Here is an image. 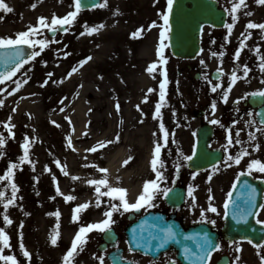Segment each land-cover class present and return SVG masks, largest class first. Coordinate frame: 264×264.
<instances>
[{
    "label": "rangeland",
    "instance_id": "obj_1",
    "mask_svg": "<svg viewBox=\"0 0 264 264\" xmlns=\"http://www.w3.org/2000/svg\"><path fill=\"white\" fill-rule=\"evenodd\" d=\"M219 1L229 13L227 24H234L231 35L227 27L221 30L205 28L202 34L203 50L194 60L175 59L171 54L168 38L164 41L166 63L160 61L158 49L161 26L164 25L162 15L167 13L168 0H107L106 7L80 11L75 22L68 26L69 31L55 38L58 42L51 43L41 56L26 64L12 80L0 84V99L5 101L0 107V133L7 141L6 146L0 148V176L6 173L10 163H20L19 158L23 155L21 145L25 138L30 139L29 158L32 161V164L24 162L15 170V183L19 191L16 194L15 204L7 210L13 221L10 226L3 221V204L6 199L11 198V182L0 180V191L6 193L5 199H0V227H4L11 237V247L5 249L4 254L15 255L19 264H26V257L20 248L21 233L25 248L27 237L30 243L44 244L48 252L51 238L57 232L59 233L57 243L60 247H67L70 244L67 227L58 225L60 221L56 223L45 215V212L50 213L51 210L45 209L44 201L53 195H49L47 190H44L41 183L43 175L49 174L52 182L58 180L63 183L66 175L63 174L61 167L56 165V160H59L61 165H66L67 172L70 169L78 170L85 160L105 168L108 157L115 153L118 141L122 139L128 143L121 145L125 150L132 144V147L134 145L136 148L135 152H140L143 135L153 128L154 120L160 121L159 118H154V114L157 103L161 102L160 85L164 81L165 72L168 83L164 89L165 102L161 112L169 137L161 155L167 179L161 184H169L175 166L187 161L184 156L193 154L196 130L202 123L207 122L215 127L213 146L225 149L227 129L230 128L231 123L226 122L227 115L236 107L239 110L237 115L239 121L237 127L231 128L233 145L229 146L228 150L235 155L243 146L248 148L251 155L245 157L242 162L251 159L264 161V132L257 131L258 128L264 127L259 126L257 122L249 126L246 118L250 121L255 120V111L242 105L247 98L240 99L239 103L236 102L240 97L246 95L248 97V94L264 89L262 82L264 71L259 72L260 66L255 67L264 53L255 52L252 55L249 51V41L252 37L264 41V30L247 28L249 21L264 23V14L256 18L252 15V9L263 5L258 4L256 0H245L247 6L241 7L238 13L232 14L230 9L237 0ZM9 7L13 11L8 23L13 28L7 33L0 31V37L15 38L17 33L38 25L40 17H46L50 22L54 16L62 18L74 10L73 5H35V7L9 5ZM27 11H32L31 13L35 15L33 19L26 20ZM233 15L238 16V19L234 21ZM85 23L89 28L100 25L103 27H98V31L89 35L85 31ZM48 31L43 29L42 35L35 38L46 37L51 41ZM138 31L139 35L133 36V33ZM81 33L85 34L81 35ZM241 42H244L246 47L237 61L234 54ZM65 52L70 55L65 56ZM213 53L217 55L214 56ZM89 56L92 59L80 66V62ZM154 64L156 67L149 72L148 69ZM244 64L251 69L246 79L243 73ZM73 67L78 68V71L69 77L68 73ZM220 67L223 68V75L215 81L211 78V74ZM233 70H238L240 79L233 87L228 102L225 103L222 99L223 89L213 93L212 85L208 80H211L212 84L223 83L227 88ZM49 73L52 74L50 78ZM197 73L200 76L195 79ZM25 79L28 83L19 91L13 92L16 88L15 81ZM44 81H47L46 85ZM149 89L153 91L150 92ZM9 92L13 94L9 95ZM145 97H147L146 102ZM213 101L217 105L215 111L211 107ZM117 104L120 106L119 111ZM199 110L205 111L202 118L197 117ZM9 117H11L10 123L15 125L12 130L15 133L14 138L5 126ZM214 119L219 120L224 127L211 123ZM53 121L56 123H52ZM78 129L81 130L80 137L69 145L68 137L72 140ZM237 131L240 132L239 139L243 142L242 145L235 144ZM161 132L163 134L162 130ZM250 132L255 133L256 140L249 141ZM108 141L111 143H107ZM102 142L106 144L105 147H99L96 152L87 151ZM257 143L260 145L259 151L254 148ZM226 153L228 155V152ZM48 168L51 171H48ZM214 169L219 170L214 171ZM231 172L232 166L227 167L224 163L205 172L203 176L205 182L209 181L208 177L211 176L213 183L224 173L226 174L223 177L224 182L227 183L233 177ZM155 178L156 174L152 169L148 180ZM73 193L78 197L77 189ZM136 199L129 202L134 203ZM100 200L102 201L100 219L96 221L94 219L96 210L92 206L88 207L87 211L79 216V220L74 221L75 225L71 231L75 232L71 238L77 234L81 226L104 220V213L111 205L120 204L119 199L107 196L100 197ZM220 201L218 198L209 203L217 204ZM66 207L72 212L73 218L75 205L66 204ZM26 212H29V216L32 215L31 219L35 222L34 227L37 225L36 228L29 230L26 228ZM127 213L121 208L120 211L113 213L112 218L117 220ZM48 224L46 230L45 226ZM54 225L57 227L53 231ZM95 231L98 233V230ZM95 231L87 238L96 236ZM0 264L5 262L0 260Z\"/></svg>",
    "mask_w": 264,
    "mask_h": 264
},
{
    "label": "snow or ice",
    "instance_id": "obj_2",
    "mask_svg": "<svg viewBox=\"0 0 264 264\" xmlns=\"http://www.w3.org/2000/svg\"><path fill=\"white\" fill-rule=\"evenodd\" d=\"M256 2L258 4L264 5V0H256ZM173 4H174V0H168L167 13L162 15L164 25L161 26L162 31L160 32V47L158 49L159 58H160V61L162 63H166V59L164 57V48L166 45L164 44V41L169 38L168 33L171 31V26H170L169 21H170V16H171L172 9H173ZM95 6L96 5H93V7H95ZM99 6L100 7H106L107 6V0H104V3L100 4ZM246 6L247 5L245 3V0H237V2H234L232 4L230 12L232 14H236L239 12L241 7H246ZM33 7H35V5H33ZM73 7H74V10L68 12L67 15L63 16L62 18L54 16L50 22L48 21V19L46 17H40L38 25L31 26L27 31H21V32L17 33L15 38H13L11 36L0 37V48L10 50L2 58L3 64L5 65V70L0 72V84H4L8 80H12L13 77H15L16 74L18 72H20L21 69H23L26 64H29L30 62L35 61L37 57L41 56L42 52L46 48H48L51 43L58 42L55 40V33L59 32V31H63V32L67 33L69 31V27H66V25L71 26L75 22V20H76L78 14L80 13L82 7H84L82 0H74ZM0 10L5 11V12H9V13L13 11V9L11 7H9V5L7 3H5V0H0ZM245 14L251 15V13H245ZM232 18L235 21L236 19H238V16L233 15ZM153 24H155V22H153ZM225 26L228 29L229 35H231L234 24H227ZM98 27H103V25H100ZM98 27L89 28L87 23H85V25H84L85 31L89 35L98 31ZM247 28L249 30H251V29L264 30V23L258 24V23H254V22L249 21L247 24ZM43 29H48L53 34L51 41L49 39H47L46 37L40 38V39L35 38V37L42 35ZM84 34L85 33H81V35H84ZM137 35H139V31L137 33H133V36H137ZM248 35L250 36L251 33L249 32ZM25 47H27L31 51L25 52ZM245 47H246L245 43L241 42L239 49L234 54L235 60L239 61L241 52L243 51V49ZM37 48L39 50H37ZM256 52H257V54H259V48L256 49ZM67 55H70V53L65 52V56H67ZM213 55L215 56V55H217V53H213ZM220 55L222 56L223 54L221 53ZM91 59H92L91 56L87 57L85 60L80 62V66H83V64L87 63L88 60H91ZM155 67H156V65L154 64L152 67H150L148 69V71L152 72ZM260 69H261V71H264V55L260 56ZM76 71H78V68L73 67L71 72L68 73V76L70 77L72 75V73H74ZM250 71H251V69L248 67V65L244 64L243 65V73H244L245 79L247 78L248 73ZM217 73H218L217 79H219L220 75H223V68L222 67L218 68ZM51 75H52L51 73L48 74L49 78L51 77ZM205 78L207 79V77H205ZM29 79H30V77H29ZM239 79H240V77L238 76V70H233V72L231 73V77H230V83L227 85V88L224 87L223 83L212 84L211 80H208V83L210 85H212L211 91L213 93L217 92L218 89H223L222 99L225 103H227L229 95L232 92L233 87L235 86V84L237 83V81ZM262 82H264V81H262ZM27 83H28L27 79H25L23 81H19V80L15 81L16 88L13 90V92L19 91V89L24 84H27ZM167 83H168L167 73L165 72L164 73V81L160 85L161 102L157 103L156 109H155V114H154V118L160 119V128L163 131V144H161L160 142H157L155 144L153 159L151 161V166H152L153 171L156 174V178L147 180L144 183L143 191L137 197V199L134 203L129 202V200L126 198L127 190L124 189L123 187L111 186L107 176H105L103 179H99V180H97V179L88 180L87 183L89 185H95V192L97 194V204H96L97 207H99L100 203H102V201L100 200V197H103V196H107V197H110L112 199H119L120 204L111 205L110 209L104 213L105 219L102 220L101 222L88 224L87 226H81L79 228V231L77 232V234L75 235V237L72 241L70 249L66 252V254L63 257V264H73L75 255L77 254L78 250L79 251L83 250V245L86 244V242H87V234L89 232H91L93 230L106 232V231H109L111 229L112 224L115 223V221L112 218L114 212L120 211L121 208L123 209L124 212H139L142 208H145L146 206L147 207H155L154 200L156 199L157 195H163V196L167 197L169 192L172 191L171 188H161V183L167 179V177L165 176L164 170H163L165 167L164 161L161 159L162 148L167 146L168 137H169L168 130L165 128L164 123H163L162 112H161V108L163 106V103L165 102V91H164V89L166 88ZM46 84H47V81H44V85H46ZM149 91L151 92L153 90L149 89ZM13 92H9L8 94L12 95ZM248 95L258 96V97L264 98V89L258 90L256 92L250 93ZM246 98H247V95L244 97L238 98V100L236 102L239 103L240 99H246ZM146 100H147V97H145V102H146ZM4 102L5 101L3 99H0V107H2L4 105ZM119 107H120L119 104H117V111H119ZM137 107L139 108V106H137ZM211 107H212L213 111H215V109L217 107L215 101H213ZM13 111H15V109H13ZM258 115H261L262 119L260 122L262 124H264V113H259ZM10 121H11V117H9V121L5 123V126L7 127L8 132L14 138L15 133L12 130L15 127V125L11 124ZM52 123L55 124L56 122L53 121ZM211 123L220 124L221 127H224V125L221 124V122L219 120L214 119L211 121ZM255 123H256L255 120L248 122L249 126L252 124H255ZM257 131L264 132V128H258ZM239 135H240V132L237 131L236 132L237 138L235 139V144L242 145L243 142L239 139ZM117 139H119V137H117ZM248 139H249V141L256 140L255 133L250 132L248 134ZM6 143H7L6 139L4 138L3 134L0 133V148L5 147ZM107 143H111V141H108ZM68 144L69 145L72 144L71 137H68ZM232 145H233L232 129L228 128L227 129V145L225 146V151L228 152V155H227L226 160L224 161V163L226 164L227 167H231L233 164L240 165L242 160H244L245 157H248L251 155L248 148L243 147V146L240 148V150L235 155H233L228 150V147L232 146ZM21 146L23 148V155L19 158L20 163L19 164L15 163V162L10 163L6 173L3 176H0V180L11 182V189H12L11 198L6 199L4 204H3V208H4L3 221L6 225H9V226L13 223V221L10 218V216L8 215L7 210L10 206L15 204L16 194L19 191V188H18L17 184L15 183V170H17L24 162L32 164V161L29 158L30 139L25 138L24 143ZM105 146H106V144L102 142L98 146L92 147V148L88 149L87 151L96 152V151H98L99 147H105ZM254 148L256 151H259L260 145L257 143L254 145ZM181 155H183V154L181 153ZM195 155H196V153L194 151L191 156H184V159L190 161V160H192L193 156H195ZM128 162L129 161H125V164H127ZM55 163L58 167H61V170H62L64 175H68V172L65 170L66 165H61V162L59 160H56ZM33 167H34V165H33ZM177 167H179V166H177ZM47 170L51 171L50 168H48ZM218 170L219 169H214V171H218ZM99 171L101 173H107L108 169L99 168ZM254 171L261 173V174H264V161H261L259 159H251L247 163V170L241 171L239 173V175L237 176V178H236L237 181H239L241 176H245V175L251 176ZM193 178H195V174H194ZM73 179L74 180L79 179V177H73ZM211 179H212V177L209 176L208 177L209 182L211 181ZM54 180H55V177H54ZM55 182H56L57 192L63 196L64 193L60 191L58 180ZM244 183L250 189L244 197V201H243L244 206L241 207L240 205L236 204V202L232 200V193L229 192L228 193V199L224 203V216L227 217L229 215V208L231 207V209H232L231 215H232L233 219H237L238 221H242L244 223H247L249 216L255 215V216L259 217L260 213L254 211L257 208L255 187L248 185L247 181H245ZM102 186L106 187L107 190L102 191L101 190ZM233 187L235 188V185H233ZM209 191H211V189H209ZM188 195L193 197V201L195 200L193 186H189ZM5 196H6L5 191H0V199H5ZM65 199H66V201H73L76 199V197H74L72 195H68L65 197ZM211 199L212 198L210 197V200ZM90 206H91L90 202H86L84 204L78 205L74 209L75 215L73 216V220L74 221L79 220V213L82 210L87 209ZM259 208L262 211H264V204H260ZM206 212L219 214L217 207H215L214 205L209 203L208 208L202 209L201 213H200L202 221H206L208 223L215 224L216 221L215 220H209L207 215H206ZM55 215L57 218H59V216L61 214L59 211H57L55 213ZM256 222L258 224H264V220H261L259 218H257ZM22 227H23V225L21 224V228ZM20 235H21L20 248L23 251V255L25 257L30 258L31 253L28 252V250L25 248V246L23 244V239H22L23 234L21 233ZM58 237H59L58 232L52 236L51 243L53 245H55L57 243ZM151 239L157 240L159 242L158 247L163 248L164 245L167 244L169 241H174L177 239V232L174 231L173 227L170 225L167 227H160L159 232L156 235L151 236ZM183 239L184 240H190V241H196L195 247L197 249H199V254L197 252H194L193 249L188 247V246L184 247V254L188 257L194 258L193 264H210L212 253L221 247L220 244H213L212 238L206 232L203 234L202 238L200 237V234H196V235H192V236H184ZM10 240H11V237H10L9 233L5 230L4 227H0V260L4 261L5 264H19V261L17 260V257L15 255L4 254L5 249L11 247ZM248 242L253 243V241L251 239H248ZM233 243H236V242L233 241ZM256 247L258 249L264 248V244H256ZM240 250L241 249H240L239 245H237L236 251L239 252ZM98 259L100 260V264H104V258L103 257H98ZM236 259L238 261L239 256H237ZM262 260H264V257H262ZM172 264H175V262L173 261Z\"/></svg>",
    "mask_w": 264,
    "mask_h": 264
},
{
    "label": "flooded vegetation",
    "instance_id": "obj_3",
    "mask_svg": "<svg viewBox=\"0 0 264 264\" xmlns=\"http://www.w3.org/2000/svg\"><path fill=\"white\" fill-rule=\"evenodd\" d=\"M8 5H73L74 0H5ZM8 12L0 10V16H7ZM31 16H33L31 14ZM243 106L249 107L244 102ZM237 108L232 110V124L230 126H238ZM244 114V113H243ZM242 115V114H240ZM244 116V115H243ZM250 121L249 118H246ZM241 162L240 165H232V176L233 178L228 183L224 182L223 176L226 174L222 173L218 180L205 182L204 177L202 178H190V175L186 172L187 164L181 163L177 172L174 174V181L171 189L174 187H185L186 197L188 196L189 186H193L194 195L197 200L188 202L182 206L175 207L172 204H168L165 196L157 195L154 201L155 207L142 208L138 214L132 216L129 219L128 214L125 219L114 220L111 229L107 231L106 238L104 239L105 232L97 233L96 236L87 238L86 244L83 245V250L77 252L75 255L73 264H100L98 257L104 258V264H182L178 259V251L171 246L166 251L159 253L158 255H146L139 251H134L128 244L127 227L129 222H138L146 213L149 211H157L166 215L167 219L172 217L178 220L185 228L190 226H196L199 224L208 225L212 231L218 234V243L220 248L212 253L210 264H264V248H257L256 244H264V224H258L257 218L264 220V211L259 208L260 204H264V174L253 172L251 176L245 175L247 180L252 181L253 187L256 189V204L257 208L255 212H259V217L253 215L249 216L247 223L238 221L232 218V227L234 231H244L249 235V239L253 243H249L248 239L242 238L241 236H234L232 239H228L224 234L223 230L227 225V221L224 216V203L228 198V193L234 190L233 185L237 184V176L241 171L247 170V163ZM234 171V172H233ZM201 172H199L200 174ZM241 178V177H240ZM213 181V180H212ZM218 181V182H217ZM164 188V187H163ZM211 189V191H209ZM247 191V189H246ZM214 196L223 197L224 199L220 204L216 205L219 214L206 212L209 220H215V224L208 223L201 220V210L208 208V201L206 199H213ZM236 204L241 207L244 206L243 201L238 199V196L234 200ZM188 204V208H192L191 211L183 210L184 206ZM191 206V207H190ZM175 216V217H174ZM235 241L236 243H233ZM56 243L53 245L50 243L49 251L47 252L45 247H38L37 250L31 255L30 258L26 257V264H63V257L66 252L70 249L68 247H60ZM237 245L240 247V251L237 252ZM237 256L239 260L237 261ZM59 258V259H58Z\"/></svg>",
    "mask_w": 264,
    "mask_h": 264
},
{
    "label": "bare ground",
    "instance_id": "obj_4",
    "mask_svg": "<svg viewBox=\"0 0 264 264\" xmlns=\"http://www.w3.org/2000/svg\"><path fill=\"white\" fill-rule=\"evenodd\" d=\"M262 14H264V5L257 6L252 9V15L255 18ZM249 43V51L252 55L255 54L257 48H259V53H264L263 40L252 37ZM258 66H260V62L255 64V67ZM259 72H261V70H259ZM80 135L81 130H76L72 138V143H75ZM141 140L142 149L138 153L135 152L136 148L134 145L132 147V144L127 150H125L124 147H121L123 143L128 144L126 140L122 139L121 141H118L115 153L107 159V165L105 166V169H108L107 173H101L99 171V168H102L101 165L90 163V161L87 162V160L84 161L85 163L82 164L78 170L70 169L63 183L59 182L60 191L64 193L63 196L57 192L56 182H52L51 176L49 174L43 175L41 183L44 186V190H47L46 192H48L49 195H53L47 197L44 201L46 202L44 206L45 209L51 210V212L49 211L50 213L45 212V215L49 219L56 221V223L57 221H60L58 225L67 227L70 244H72L75 237L71 238L75 232L71 231L75 223L71 216L72 212L66 207V204H74L75 207H77L80 204L90 202L91 206L96 210L94 219L98 221L101 217V214L99 213L101 206H96L97 194L95 192V185H89L87 183L88 180H99L107 176L111 186L123 187L127 190L126 198L129 201L135 200L141 194L143 191V185L148 180L150 171L152 170L151 161L153 159L155 144L157 142L163 144V134L160 128V121L154 120L153 128L146 135H143ZM81 156L83 158V155ZM125 161L129 162L125 164ZM90 171L91 173H88ZM73 177H79V179L74 180ZM76 189L78 191V197H76L73 193ZM101 190L106 191L107 188L102 186ZM28 192H30V189H28ZM68 195H72L76 197V199L73 201H66L65 197ZM57 211L61 214L59 218L55 215ZM86 211L87 209L82 210L79 213V216L84 214ZM31 218L32 215L29 216V212H26V228H28V230L37 227V225L34 227L35 222L32 221ZM48 226L49 224L45 226L46 230H48ZM56 227L57 225H54L53 231L56 230ZM29 242L30 241H28L26 237V249L32 254L34 251L32 250L34 245L31 243L29 244Z\"/></svg>",
    "mask_w": 264,
    "mask_h": 264
},
{
    "label": "water",
    "instance_id": "obj_5",
    "mask_svg": "<svg viewBox=\"0 0 264 264\" xmlns=\"http://www.w3.org/2000/svg\"><path fill=\"white\" fill-rule=\"evenodd\" d=\"M99 0H82L84 7L82 9L93 8V5H98ZM95 6V7H96ZM226 14L222 10L218 9L217 3L212 0H174L172 13L170 16V47L173 55L177 58L182 59H193L200 52V33L202 27L206 24L213 25L214 27H222L225 24ZM9 49L0 48V72L5 70V65L3 64L2 58L9 52ZM29 49L25 47V52H28ZM216 74L213 76L217 79ZM250 102L253 105L262 104L264 98L258 96H252ZM259 113H264V106L259 109ZM259 121H261V115L258 116ZM212 136V129L209 126H204L199 129L198 132V141L196 148V155L190 160V168L196 170H202L209 166H212L219 162L221 159V153L210 151L208 149V142ZM181 195V194H180ZM150 219L155 224L162 227L172 226L174 231L177 232V239L174 241H169L164 245L163 248L158 247V241L151 239L150 247H145L141 243L138 236V227L137 224L132 225L129 228V239L133 248L142 249L145 252H157L162 249H165L171 243H174L177 248L180 249V258L184 261V247L188 246L193 249L194 252H199V249L195 247L196 241L184 240V236H192L200 234V237H203V234L206 232L212 238L213 244H216L215 235L212 234L208 228L198 227L185 232L182 227L173 222H167L164 220V217L158 214H150L145 219ZM229 219V216H228ZM153 229L147 230L144 229L145 233H151L156 235L159 232L160 227H155ZM230 230V229H229ZM139 245V246H138ZM193 264V262L191 263Z\"/></svg>",
    "mask_w": 264,
    "mask_h": 264
}]
</instances>
